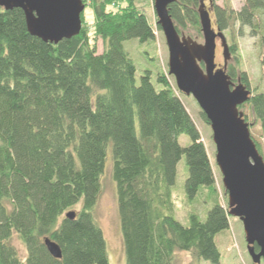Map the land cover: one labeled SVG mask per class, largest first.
Masks as SVG:
<instances>
[{
    "label": "trees",
    "instance_id": "1",
    "mask_svg": "<svg viewBox=\"0 0 264 264\" xmlns=\"http://www.w3.org/2000/svg\"><path fill=\"white\" fill-rule=\"evenodd\" d=\"M120 1L90 0L93 35L81 13L79 32L57 42L31 34L21 8L0 6V264H110L94 215L108 163L124 264H178V251L196 264L219 261L215 236L229 227L230 214L213 198L215 174L199 130L167 74L158 68L157 86L149 69L137 79L123 45L129 38L152 41L161 28L133 0L109 7ZM199 3L168 5L178 33L187 26L200 31ZM211 6L215 28L231 34L234 64L239 52L232 32L247 27L264 70V0H243L238 9ZM234 64L226 63L225 72L249 89L247 73ZM244 104L264 136V89L250 90L238 108ZM200 115L209 124L202 110ZM180 134L188 136L187 144L179 143ZM182 157L185 198L208 188L211 202L203 218L189 209L186 222L175 216L172 198ZM70 210L72 218L66 216ZM13 234L25 246L23 257ZM45 237L58 244L60 257L50 254Z\"/></svg>",
    "mask_w": 264,
    "mask_h": 264
},
{
    "label": "water",
    "instance_id": "2",
    "mask_svg": "<svg viewBox=\"0 0 264 264\" xmlns=\"http://www.w3.org/2000/svg\"><path fill=\"white\" fill-rule=\"evenodd\" d=\"M174 1L153 0L156 22L167 46L168 73L173 75L179 91L194 97L209 122L215 162L227 193L228 213L241 220L248 254L253 264H259L264 262V161L250 136L248 122L238 109L248 99L250 90L241 82L234 84L225 72L230 56L226 39L222 31L212 27L204 1L200 0L197 8L202 43L180 36L168 12V5ZM0 6L21 8L31 34L57 42L79 32L85 3L0 0ZM217 38L223 49L222 65L215 62ZM66 216L72 218L74 211H67ZM44 244L52 256H61L56 242L45 237Z\"/></svg>",
    "mask_w": 264,
    "mask_h": 264
},
{
    "label": "rangeland",
    "instance_id": "3",
    "mask_svg": "<svg viewBox=\"0 0 264 264\" xmlns=\"http://www.w3.org/2000/svg\"><path fill=\"white\" fill-rule=\"evenodd\" d=\"M205 7L209 10L210 17L212 19L211 5L217 3L223 5L229 4L232 8L238 9L242 5L243 0H203ZM85 7L82 11L83 24L87 26L90 37L93 35V13L90 7V0H83ZM135 6L140 8L146 14L149 21L155 27L156 15L153 9V0H133ZM129 2L121 0L111 7L113 10L119 9L120 6H127ZM212 27L215 26L212 23ZM237 26L232 32L234 41L237 44L239 52V63L234 64V59L229 56L227 64H234L237 71L244 70L247 73L249 79V89H264V70L259 63V45L257 38L248 34V28L244 27L241 34L238 33ZM154 39L152 41L140 43L136 38H129L123 41L125 49L129 52L136 66V78L144 69L151 70L152 82L157 86L156 73L158 68L167 74V78L170 84L175 88V91L179 94L180 99L188 110L195 125L197 126L200 138L206 148L209 155L210 162L215 174L214 194L213 198L217 199L224 207L228 208L227 193L223 187L221 181V173L215 162V145L211 136V129L208 123H206L200 115V107L191 94H184L179 91L175 85L173 75L168 73L167 58L168 51L165 43L162 30L154 29ZM180 36L189 37L192 40L202 43L203 37L201 30L198 32L191 26H187L181 29ZM227 44L232 42L231 34L224 31ZM97 52L103 49V42L101 38L97 37L95 40ZM222 46L220 40L216 39V51L215 62L217 65L223 64ZM234 84L238 83L236 80L232 81ZM243 115L247 118L250 136L258 143L259 153L264 161V136L260 133V127L258 122L252 116L249 107L244 104L238 108ZM180 144L185 145L189 142L188 136L180 134L178 137ZM186 175V168L184 164V158L182 157L177 163V174L175 179L174 190L172 192V198L174 201V214L181 222H186V213L189 209L193 208L199 211V214L203 218L207 207L211 204L208 188H202L197 196L188 201L183 192V181ZM208 199V201H207ZM207 201V204H206ZM206 208L203 210V208ZM79 203L72 209L77 210ZM94 215L96 221L102 229L103 236L106 242V250L108 261L110 264H124V252L122 245V238L119 229L117 203L115 195V185L109 172V163L101 177V191L98 196ZM229 227L215 236L216 245L220 252V258L218 263H212L208 260L200 259L199 264H253L251 257L248 254L244 232L242 228L241 220L234 215L228 216ZM12 243L16 247L19 255L23 257L25 255V246L16 234H13ZM176 258L178 264H196V261L191 258L190 254L186 251L176 252ZM259 264H264L261 261Z\"/></svg>",
    "mask_w": 264,
    "mask_h": 264
}]
</instances>
